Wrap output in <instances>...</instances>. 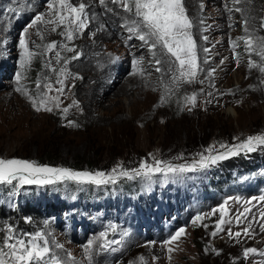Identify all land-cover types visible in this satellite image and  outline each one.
Segmentation results:
<instances>
[{"label": "rangeland", "instance_id": "obj_1", "mask_svg": "<svg viewBox=\"0 0 264 264\" xmlns=\"http://www.w3.org/2000/svg\"><path fill=\"white\" fill-rule=\"evenodd\" d=\"M83 2L89 5L86 9L88 27L73 41L61 36V29L52 32L43 25L40 26L43 39L36 35L35 28L28 29L27 37L34 51H42V48L35 47L36 44L55 41L59 46L67 43L69 47H74L81 54L79 58L71 60L74 53L58 47L62 56L69 60L67 65L56 63L54 54L45 53L35 57L31 65L22 70L19 65V38L36 14L47 13L45 0H27V3L24 0H0V41H6L0 43V158L28 160L48 167H53L52 162L65 165L80 160L90 165H84L85 168L79 172L111 174L113 168L119 170L122 167L130 171L144 161L152 164L153 158L174 166L195 165L200 160L199 154L209 155L207 150L210 147L215 149L211 155H216L225 151L220 148L221 144L231 146L250 135L264 134L262 74L255 69L249 70L245 45L239 40L245 35L246 17L250 20L249 31H254L255 36H264V28H261L264 0H242L238 5L242 13L227 10L225 5L233 7L231 0H185L203 69L197 79L204 82L184 84L166 104L160 102L163 95L159 81L161 73L154 71L151 54L139 40H128L127 32L117 34L114 29L119 23L121 30L126 29V14L110 0H106L104 5L98 0ZM10 7L19 11L9 12ZM204 28L207 31H202ZM202 36H208V40L204 41ZM232 41L237 42L236 53L242 54L239 66ZM205 47L210 49L209 53L202 51ZM139 58H143V75H132V62ZM205 58L209 63H203ZM252 59L257 57L253 55ZM49 60L57 73L45 67ZM62 67H66L71 75L65 80L61 109L73 105V102L79 104L78 107H69L67 115L57 108L52 112H37L26 96L15 91V74L20 71L24 72L21 83L26 85L29 94L36 93L35 82L43 81L45 76L50 77L55 87H59L55 80ZM213 68L215 73L206 75ZM167 80L165 76V82ZM193 92L197 93L195 107L183 101L185 95ZM70 121L77 126H69ZM45 154L52 156L51 159L44 158ZM261 167L264 168V150L257 149L177 176L156 174L151 181L142 177H118L115 183L110 184L121 185L119 190L124 180L146 188L142 192L140 188L137 196L118 193L125 195L121 198L106 195L105 192L104 198L100 199L99 194L93 192L94 196L89 199L81 192L70 199L60 196L67 193V181H61L48 185L18 183L16 191L22 193L18 199L17 192L16 196L11 194L14 188L0 185V208L20 212L21 218L24 217L21 212L33 213L35 218L32 221L23 219L12 226L17 235L46 231L64 245L65 252L72 253L77 264L84 260L82 246L99 234L96 230L89 231L87 236H92L88 240H75L71 224L63 228V221H70L74 213L89 217L91 213L98 214L99 226L103 229L101 232L107 231L109 239H122L124 256L113 264H134L140 256L147 264H258L264 258L253 254L245 258L243 250L256 248L264 251V232L260 230L264 221L259 219V209L264 204L257 199L246 205L244 201L259 196L253 193L240 196L237 188L245 191L243 186L249 175ZM58 168L71 169L66 166ZM83 184L92 190L93 186H105ZM227 186L230 193L224 201L228 200L229 214L225 220L231 223L226 222L224 231L216 237H212L211 233L216 231L220 212L214 215L211 212L218 209L223 200L204 202V206L210 208L197 215L207 214L205 219L193 225L197 215L191 217L185 226L180 227L185 229V234L170 245L164 243L170 237L153 240L155 243H150L153 241L149 239L140 240L139 235L123 225L120 219L125 211H132L135 207L141 210L154 202L169 201V197L176 194H201ZM245 207L251 208V211L241 216V223L237 224L236 216ZM253 217L256 219L253 220ZM249 223L251 235H244L243 229ZM110 225L116 226L115 233ZM229 229L232 237L228 235ZM125 231L128 235L122 238L121 234ZM236 232L242 235L237 238L234 235ZM169 247L173 249L171 253L168 252ZM109 252L95 255V264H108Z\"/></svg>", "mask_w": 264, "mask_h": 264}, {"label": "snow or ice", "instance_id": "obj_2", "mask_svg": "<svg viewBox=\"0 0 264 264\" xmlns=\"http://www.w3.org/2000/svg\"><path fill=\"white\" fill-rule=\"evenodd\" d=\"M27 3V0H24ZM101 5L106 3V0H98ZM114 5H117L123 13H125L124 27L128 33L127 39L133 38L141 42V46L146 48L151 54V63L154 71L161 73L159 81L163 89L161 96V104L168 103L169 98L177 92L184 84L203 83V80H198V73L203 71L200 67V58L198 56L197 41L193 35V21L190 19L185 0H110ZM233 7L225 5L229 12L242 13L240 5L242 0H231ZM250 2V0H246ZM47 13H39L34 16L30 23L23 29V33L19 38V65L22 70H26L32 63L33 59L38 55L45 53H52L55 55L56 63L63 62L65 65L69 60L62 56L61 51L57 50L62 47L63 50L74 53L71 60H76L81 55L74 47H69L67 43L59 46L57 42L53 41L44 45L36 44L37 49L42 51H34L30 47L28 37V29H37L36 35L43 39L40 31V26L43 25L46 30L56 32L61 29L60 35L65 37L67 41H73L79 34H81L88 27V13L86 9L88 4L79 0L74 3L73 0H45ZM9 12L17 13L16 8H9ZM203 24V20L200 21ZM250 20L244 19V33L245 35L239 37V40L244 42V53L248 56L247 66L249 70L255 69L262 74L261 83H264V36H255L254 31H249ZM261 28H264V21L261 22ZM207 31V28L202 29ZM204 41L208 40V36H202ZM6 43V41H0ZM31 43L35 44V41ZM238 47L236 41H232V50L236 54V63L239 66L241 53H236ZM204 53H209L210 49L205 47L202 49ZM257 59H252V56ZM143 58L135 59L132 62V75H143V68L141 67ZM203 63H209L207 58ZM46 68H50L52 73H57V69L52 66V61L49 60L45 64ZM215 69H210L206 75L212 76ZM71 75L66 67L59 69L55 87L51 82L50 77L45 76L43 81H36L35 94H29V90L25 84L21 83L24 79V72L20 71L15 74V81L17 87L16 92L27 97L31 106L37 111L41 110L52 112L54 108L60 109L65 115L69 112V107H78V102H73V105L61 109L63 101L61 97L65 92V80ZM165 76L168 77L165 82ZM56 93L51 95V93ZM211 95V93H208ZM183 101L186 105L196 106L197 93L193 92L190 95H185ZM69 126H77L70 121ZM220 148L225 149L224 152H218L216 155H211L215 150L214 146L207 151L209 155H200V160L195 165H180L174 166L171 163H166L161 160L153 158V163L149 164L144 161L138 168L132 170H125L122 167L113 168L111 174L98 171L79 172L68 168L39 166L35 162L22 159H3L0 158V185H13L14 181H18L20 185H48L55 184L61 181H76L78 183H90L97 186L106 183H115L118 177H127L134 179L135 177H142L147 181H151L156 174H162L165 177L177 176L185 172L208 168L214 165L217 161L227 159L231 156H237L241 152L245 154L255 152L257 149L264 150V134L250 135L243 141L235 145L221 144ZM259 200L264 204V195L246 200L244 203L251 204L252 200ZM228 200H225L218 209H213L211 214L214 215L217 211L220 212V217L216 222V231L211 233L212 237H216L219 232L224 231L223 225L231 223L226 221L225 217L229 214L227 207ZM251 211V208L245 207L242 213L236 216V223H241L240 217L245 213ZM204 215H197L192 224L196 225L198 222L205 219ZM247 218V217H245ZM256 218L253 217V220ZM259 219L264 221V207L259 209ZM47 223V221L45 222ZM207 227V225H204ZM113 233L116 232V226H109ZM251 223L243 229L244 235H251ZM261 232H264V224H261ZM185 234V229L180 228L165 244L170 245L173 241L178 240ZM125 231L121 234L122 238L127 236ZM229 237L233 236L232 231L228 230ZM235 237H240L241 232H236ZM150 243H155L150 242ZM122 239H109L108 232H101L97 237L89 239L86 244L82 246L84 260L81 264H95L94 257L100 253L108 251H120ZM172 248H168L171 253ZM219 254V253H217ZM250 254L264 258V251L256 248H245L243 256L248 258ZM0 264H77L76 258L70 252H65L64 245L60 244L46 231H37L35 233H24L17 235L16 230L12 226H8L3 234L0 236ZM134 264H147L143 256H140ZM258 264H264V259H261Z\"/></svg>", "mask_w": 264, "mask_h": 264}, {"label": "trees", "instance_id": "obj_3", "mask_svg": "<svg viewBox=\"0 0 264 264\" xmlns=\"http://www.w3.org/2000/svg\"><path fill=\"white\" fill-rule=\"evenodd\" d=\"M44 158H49L51 159L52 156H49L47 154L43 155ZM77 161V160H76ZM51 165L53 167H62V166H66V167H69L71 168L72 170H75V171H81L83 170V168H85L84 165H86V167H89L88 163L87 162H82L80 160H78L76 163H71V164H65V165H62V164H57V162H52ZM124 184L122 186V189L119 190V188H121V185H118V184H113L111 185L110 183H107V184H104L105 186H101V187H96V186H93L94 187V190H92V188L88 185H85L83 183H77V182H73V181H67L65 182L67 184V193L65 194H60V196H65V197H69L70 199L72 198H75L77 196L80 195V193H85L87 194V196L89 197V199L92 198V196H94L92 193L94 192V194L97 195V193L99 194L100 196V199L101 198H104V194L105 192L106 195H112L113 197L115 196H118V198L120 197H124V196H120L118 193H129L130 196H134L136 195V192L141 188L140 184L139 183H131L129 182V180H124ZM18 181H15L13 182V185H8L9 187L11 188H14L12 191H11V194H13V196L15 195L16 196V192H17V198L19 199L20 198V195L22 194L19 191H16L17 189V186H18ZM4 186H7V185H4ZM36 187V186H34ZM146 190L145 187L141 188V192L143 190ZM91 191V192H90ZM97 191V192H95ZM75 193H78L75 194ZM73 194V195H72ZM35 195V194H34ZM137 196V195H136ZM157 202H154L152 204H149L145 207H142V209H148L150 207H153V204H156ZM224 203V202H223ZM32 207V206H30ZM136 209H138L139 207H135ZM23 214V218H21L20 216V212H17V211H7L6 208H0V236H3V232H4V228H6L8 225H11V226H15L17 225L18 222H22L23 219H27L29 221H32L34 218H35V215L33 213L30 212V214L28 212H21Z\"/></svg>", "mask_w": 264, "mask_h": 264}, {"label": "bare ground", "instance_id": "obj_4", "mask_svg": "<svg viewBox=\"0 0 264 264\" xmlns=\"http://www.w3.org/2000/svg\"><path fill=\"white\" fill-rule=\"evenodd\" d=\"M117 25V24H116ZM123 26V25H122ZM122 32H127L126 29H122Z\"/></svg>", "mask_w": 264, "mask_h": 264}]
</instances>
